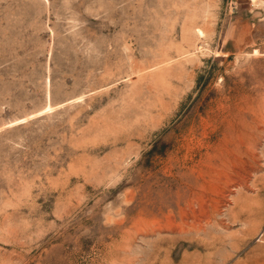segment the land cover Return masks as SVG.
I'll list each match as a JSON object with an SVG mask.
<instances>
[{
	"label": "rangeland",
	"instance_id": "1",
	"mask_svg": "<svg viewBox=\"0 0 264 264\" xmlns=\"http://www.w3.org/2000/svg\"><path fill=\"white\" fill-rule=\"evenodd\" d=\"M0 264H264V0H0Z\"/></svg>",
	"mask_w": 264,
	"mask_h": 264
}]
</instances>
